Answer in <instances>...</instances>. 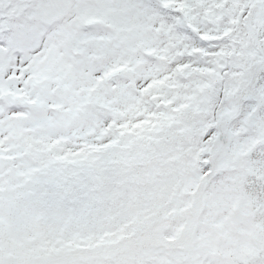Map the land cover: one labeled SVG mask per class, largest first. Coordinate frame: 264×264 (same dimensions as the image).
I'll return each mask as SVG.
<instances>
[{"label": "snow or ice", "instance_id": "snow-or-ice-1", "mask_svg": "<svg viewBox=\"0 0 264 264\" xmlns=\"http://www.w3.org/2000/svg\"><path fill=\"white\" fill-rule=\"evenodd\" d=\"M0 264H264V0H0Z\"/></svg>", "mask_w": 264, "mask_h": 264}]
</instances>
